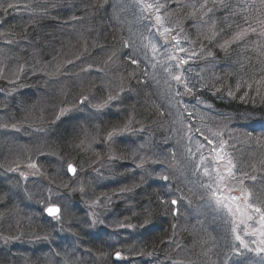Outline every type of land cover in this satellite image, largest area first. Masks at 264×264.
Instances as JSON below:
<instances>
[{
	"label": "trees",
	"instance_id": "trees-1",
	"mask_svg": "<svg viewBox=\"0 0 264 264\" xmlns=\"http://www.w3.org/2000/svg\"><path fill=\"white\" fill-rule=\"evenodd\" d=\"M168 1L180 20L191 14L188 40L200 55L191 63V74L197 72L191 91L200 101L192 112L204 115L206 126L229 127L234 159L255 177L251 191L264 212V0ZM0 18V128L22 127L16 137L0 132V264H147L140 259L149 254L150 264H226V230L215 220L192 219L183 200L169 192L183 194L188 180L172 183L169 175L163 182L157 170L135 168L143 156L162 163L163 154L171 156L174 125L144 65L132 62L128 23L114 1L0 0ZM85 63L94 70L87 73ZM58 73L60 86L48 79ZM118 88L117 106L102 115L80 105L84 98L107 101ZM68 106L79 111L58 120ZM127 124L143 132L111 142L110 182L99 186L92 170L108 153L102 144L112 129ZM28 161L54 190L79 200L63 209L57 224L28 196L30 185L9 175ZM68 164L88 171L83 193L65 171ZM88 194L117 199L106 220L110 230L90 227L81 203ZM118 222L137 230L118 231ZM118 252L132 261L118 263Z\"/></svg>",
	"mask_w": 264,
	"mask_h": 264
},
{
	"label": "rangeland",
	"instance_id": "rangeland-1",
	"mask_svg": "<svg viewBox=\"0 0 264 264\" xmlns=\"http://www.w3.org/2000/svg\"><path fill=\"white\" fill-rule=\"evenodd\" d=\"M113 1L118 16L128 23L131 41L127 48L131 50L133 59L144 65L146 78L156 88L159 101L165 103L166 114L174 125H172L174 130L170 133V135L173 134L174 140H172L175 142L171 156L169 152L163 154L162 161L164 163H162L159 158H155V160L150 158L149 160L142 155L143 157L138 159L139 162L137 161L138 167H134L139 172L144 171L143 167L157 170L163 182H167L169 175L171 176L169 182L172 183L177 180H182V182L188 180L187 183L182 184L183 194L171 190L169 192L183 200L182 204L189 210L192 219L202 217L203 223L206 218L215 220L219 222V226L226 230V264H229L230 258L236 262H233L234 264H238V262L240 264H264V251L260 250L264 248V212L254 202V195L251 191L252 184L256 179L252 173L245 174L237 166L234 159L235 152L233 153L230 145L234 138L231 137L229 127L225 126L226 124L215 126L212 123H208L206 126L205 116L194 113L191 109L195 104H200L191 91V81L197 74L196 71H192L191 74V63L200 56L192 47L191 41L188 40L191 35V14L190 19H182L183 17L180 16L181 20L179 17L177 18L175 12L170 14L172 3L169 4L168 0ZM208 12L206 11V16ZM1 23L0 18V25ZM2 39L6 43H10L8 36H2ZM83 45L86 46V43L84 42ZM84 52L80 53L83 57L85 56ZM85 59L79 57V62H86ZM90 66L85 63L84 69L87 73L94 70ZM94 73H102V70L94 71ZM61 75L58 73L48 79L60 86ZM112 75V73L110 75L107 73L111 86L116 82ZM177 76L180 77L179 80L175 79ZM120 88L117 91L119 94L107 97V101L91 103L90 100L84 98L80 105L87 109V112L91 111L92 114L102 115L112 106H117V100H120L122 91ZM77 108L66 107L60 111L58 120H62L67 114L79 111ZM21 131L20 125H12L7 129L0 128V132L9 137H16ZM135 131L143 132L137 130L132 124H127L124 127L112 129L108 134L104 145L102 144V148L106 147L107 151L105 152L108 153L92 170V178L99 186L109 185L110 182L112 162L115 161L112 157L113 151L110 150L111 142L133 137L138 134ZM145 162L148 165H145ZM68 166L69 164L65 167L67 173H69ZM74 168V174L70 175L69 173V176L72 178L73 185L77 186L78 190L76 191L83 193L88 171L80 172L75 166ZM9 175L11 178L20 179L23 187L30 185L26 188L29 189L27 190L28 196L33 197L35 200L33 203L37 204L40 211H43L44 215L55 224L62 219L63 209L67 210L72 205L79 204V200L74 197L73 192L60 194L54 190L51 182L37 167L35 161L19 163L10 171ZM168 185L171 184L168 183ZM116 200L112 198L111 194L102 195L99 198L94 194H88L86 200L82 198L81 203L84 210L82 212L86 213L93 230L111 229V225L106 220L112 214L114 202L117 203ZM174 200L177 201V199ZM249 205L254 207H249ZM49 206L58 207L60 214L48 217L45 210ZM173 207L176 208L177 205H173ZM255 208H260L261 211L256 212ZM116 229L122 232L128 230L133 232L137 230V227L130 222H118ZM237 235L244 244L236 239ZM2 239L4 243L8 242L5 237ZM20 239L21 237L15 238L10 243L15 244ZM125 254L121 252L114 254L115 261L118 263L132 261V258ZM150 256V254L146 255L140 260H145L147 264H150ZM215 264H219V262L216 261Z\"/></svg>",
	"mask_w": 264,
	"mask_h": 264
},
{
	"label": "snow or ice",
	"instance_id": "snow-or-ice-1",
	"mask_svg": "<svg viewBox=\"0 0 264 264\" xmlns=\"http://www.w3.org/2000/svg\"><path fill=\"white\" fill-rule=\"evenodd\" d=\"M149 6H151V5H149ZM158 19H159V17H158ZM132 62H133V63H136V61H132ZM175 79L179 80L180 77L177 76V77H175ZM70 170L74 171V169H71V168H70ZM165 179H167V178L165 177ZM249 195H250V194H249ZM172 203H173V204H176L177 201L173 200ZM249 207H254V206H253V205H249ZM58 211H59V209H56V208H49V209H48V212H49L50 214H52V215H55ZM255 211H256V212H260L261 209H260V208H255ZM236 239L239 240L241 244H244L243 240H241V238L239 237V235H237ZM244 246L247 247V245H244ZM260 250H261V251H264V248H262V249H260ZM117 255H119V254H117Z\"/></svg>",
	"mask_w": 264,
	"mask_h": 264
},
{
	"label": "water",
	"instance_id": "water-1",
	"mask_svg": "<svg viewBox=\"0 0 264 264\" xmlns=\"http://www.w3.org/2000/svg\"><path fill=\"white\" fill-rule=\"evenodd\" d=\"M70 168H71V169H74V171H75V168H74L73 165H69V166H68V170H69L70 175H73V174H74V171L70 170ZM174 205H176V204H174ZM49 208H56V209H59V208L56 207V206H49V207L45 210V214H46L48 217H54V216H58V215L60 214V209H59V211H58L55 215L50 214V213L48 212V209H49Z\"/></svg>",
	"mask_w": 264,
	"mask_h": 264
}]
</instances>
